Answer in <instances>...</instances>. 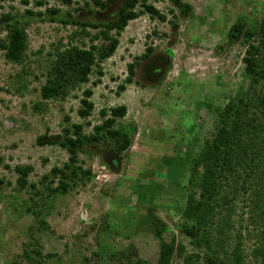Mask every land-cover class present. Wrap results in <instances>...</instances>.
<instances>
[{"label":"rangeland","instance_id":"obj_1","mask_svg":"<svg viewBox=\"0 0 264 264\" xmlns=\"http://www.w3.org/2000/svg\"><path fill=\"white\" fill-rule=\"evenodd\" d=\"M145 1L164 16L163 21L145 13L129 21L116 37L118 44L112 54L99 63L102 76L93 73L86 84H72L71 79L65 98L42 101L39 90L57 54H65L73 46L87 49L91 44L101 51L108 46L98 37L99 26L82 29L73 22H110L119 3L97 10L87 7L85 0H71L66 5L58 0H0V15L8 13L20 20L27 37L20 64L5 61L0 51V264H117L112 254L124 248L132 253V261L156 264L160 239L182 245V257L194 251L175 230L184 196L192 189L186 182L191 158L184 156L209 138L215 124L213 109L227 101L243 77L244 45H226L228 28L238 18L260 17L264 0H181L190 5V16L179 14L168 0ZM48 9L58 10L53 21ZM27 11L32 15L26 16ZM4 37L5 30L0 29V40ZM147 47L151 48L149 57L137 59L132 82L117 94L126 65L135 62ZM95 79L99 83L92 86ZM86 88L91 90L93 107L89 116L80 118L76 111ZM34 104L39 105L38 110H32ZM118 106L125 109L122 117L112 114ZM105 121L112 129L135 128L129 149L110 153L114 144L107 140L85 153L77 152L76 167L88 180L84 178L82 186L65 194L47 195L48 171L66 162L67 154L57 145L37 146L35 138L60 134L71 124L82 125V133L87 135ZM175 154L179 161L184 158L187 162L183 166L186 172L181 173L180 162H172ZM15 165L32 169L27 183L39 192L31 201L32 190L15 184L11 170ZM243 174L234 178L237 184ZM43 176L46 180L38 183ZM55 185L54 180L51 187ZM247 197L246 191L234 202L230 233L241 231L246 238L241 237L244 264H260L248 256L256 241L246 235L258 230L248 223V208L241 203L247 206ZM148 206L164 224L159 238L146 213ZM25 207H30L29 212ZM39 208L42 212L37 217L33 212ZM128 212L134 215L135 227L123 220ZM38 218L46 222V231H37ZM216 225L209 227V238H214ZM34 242L41 257L52 253L56 259L30 254L28 261L23 252L34 249L30 246ZM231 244L226 242L227 251ZM182 257L171 258L169 264H183Z\"/></svg>","mask_w":264,"mask_h":264},{"label":"trees","instance_id":"obj_2","mask_svg":"<svg viewBox=\"0 0 264 264\" xmlns=\"http://www.w3.org/2000/svg\"><path fill=\"white\" fill-rule=\"evenodd\" d=\"M58 1L65 5L71 3V0ZM168 1L182 16L191 15L192 10L187 3L181 0ZM112 3H119V7L114 19L110 22L98 25L73 22L81 28L99 26L102 30L98 37L102 41H107L108 46L104 47L103 51L91 44L87 49L84 46H73L66 49L65 54H57L54 61L50 63L51 72L39 90V97L42 101L55 97L65 98L69 91L67 86L69 81L73 80L72 84H86L89 82V76L93 73L96 77L102 76L99 63L112 54L118 44L116 37L129 21L143 13L150 18L164 20V16L151 5L146 4L145 0H85L84 2L87 7L92 5L97 10H105L107 5ZM136 7H140L142 10L135 11ZM47 11L51 15L50 20L53 21L52 18L58 10L48 9ZM25 15L31 16L32 14L27 11ZM37 15L41 16L40 13ZM58 20L62 24L66 22L64 19ZM0 29L5 30V37L0 40V51L3 52V58L9 63L20 64L27 47V37L21 21L11 17L8 13L1 14ZM111 32L113 36L109 34ZM231 44L244 45L241 57L243 77L236 91L228 97L223 105L213 109L215 124L209 138L202 140L195 150L191 151L190 149L192 154L188 153L186 157L184 156L185 159L189 158L188 155L191 158L188 171L183 167L187 163L184 158L179 161L178 155L175 154L172 160L178 165L180 162L181 173L183 170L187 171L186 182L192 188L191 192L184 196L180 221L175 225V230L187 239L188 245L194 251L191 254H184L182 257L184 252L182 245L175 243L174 240L165 242L160 239L156 264H169L171 258L175 257H182L183 264H244L242 238H246L241 231L231 234V225L229 224L235 208L234 202L239 195L246 191L248 192L247 206L244 201L241 203L244 208H248V223L254 225L258 230V232L252 231L251 235H246L247 238L254 237L256 241V245L249 251L248 256L253 260H258L260 264H264V13L256 20H251L248 17L236 19L226 33V45ZM150 53L151 48L147 47L144 53L135 59V62L126 65V75L117 87V94L123 92L124 86L132 82L131 78L137 59L145 60ZM97 83L99 80L95 79L92 81V86ZM72 86L74 85L70 87ZM90 97L91 90L89 88L81 92L80 106L76 111L78 117L89 116L93 107L89 101ZM38 108V104L32 106V110H38ZM112 114L115 117H122L125 114V109L123 106H118L112 109ZM134 132L133 126L112 129L105 121L102 125L95 126L92 133L87 135L82 133V125L71 124L69 127L62 128L60 134L37 136L35 138L37 146L57 145L67 154L66 162L60 167H51L48 171L51 179L45 186L47 195L65 194L76 185L82 186L84 178L88 180L89 176L82 177L76 167L77 152L85 153L87 148H95L99 142L110 141L114 144L110 153L121 154L131 146ZM104 164L108 165L106 162ZM4 168L8 169L9 167L5 165ZM11 170L16 176L15 184L19 189L28 186L32 190V194L29 196L31 201V196L39 192L35 191L34 184L27 183L31 167L15 165ZM240 173H244L242 175L244 179L237 184V180L234 181V178H240ZM178 174H180L179 169ZM46 178L43 176L38 183L41 184ZM54 180L56 185L51 187ZM241 184L248 185L249 189H244ZM224 186H226V190L222 192ZM29 209L30 207H25L26 212H29ZM215 209L216 212H214ZM41 212L42 210L39 208L33 212V215L39 217ZM146 213L154 225L155 236L159 238L164 224L154 216L151 206L147 207ZM220 216L222 217L220 218ZM133 217L134 215L128 212L123 216V220L135 227ZM215 222L217 224L215 236L209 238L211 235L209 227ZM36 223L38 232L46 231L45 221L38 218ZM103 228H107V225H103ZM227 241H232L228 251ZM30 246L34 249L23 252L24 257L28 261H31L30 254L41 257L38 243H30ZM129 251L128 248H124L117 254H112V257L117 259V264H139L138 260L132 261V253ZM55 257V254L49 253L42 255L41 258L54 260ZM35 263L40 264V261Z\"/></svg>","mask_w":264,"mask_h":264},{"label":"flooded vegetation","instance_id":"obj_3","mask_svg":"<svg viewBox=\"0 0 264 264\" xmlns=\"http://www.w3.org/2000/svg\"><path fill=\"white\" fill-rule=\"evenodd\" d=\"M158 66H160V65H158Z\"/></svg>","mask_w":264,"mask_h":264}]
</instances>
